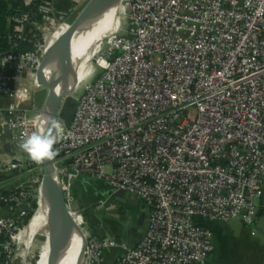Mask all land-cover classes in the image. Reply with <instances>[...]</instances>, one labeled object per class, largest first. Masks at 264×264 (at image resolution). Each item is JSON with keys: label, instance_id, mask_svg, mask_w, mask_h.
Listing matches in <instances>:
<instances>
[{"label": "built area", "instance_id": "built-area-1", "mask_svg": "<svg viewBox=\"0 0 264 264\" xmlns=\"http://www.w3.org/2000/svg\"><path fill=\"white\" fill-rule=\"evenodd\" d=\"M37 1L24 0V9ZM122 3L127 27L103 42L96 79L80 94L74 85L71 120L58 119L55 177L68 208L82 177L145 205L144 236L115 264H205L214 246L204 223L239 218L251 228L264 203V0ZM41 5L13 17V51L0 59V99L10 100L0 104V144L11 133L19 150L45 121L33 107L36 74L62 29L53 3ZM27 161L0 162V171L24 176L37 166ZM34 169L42 182V167ZM27 188L0 196L11 211L0 217L2 264L15 254ZM118 245L87 240L81 264H99Z\"/></svg>", "mask_w": 264, "mask_h": 264}, {"label": "rangeland", "instance_id": "rangeland-1", "mask_svg": "<svg viewBox=\"0 0 264 264\" xmlns=\"http://www.w3.org/2000/svg\"><path fill=\"white\" fill-rule=\"evenodd\" d=\"M90 0H73V4H71L68 10V16L73 13L79 7L87 4ZM123 1V0H122ZM74 3L76 5H74ZM120 8L124 9V3H121ZM118 20L123 25L124 28L127 27V22H124V13L118 15ZM67 28L66 19H62L58 22V27ZM119 28V27H118ZM80 38V37H79ZM106 38V37H105ZM104 38V39H105ZM103 39V40H104ZM101 40V41H103ZM101 41H96V38L93 35L81 37L77 46H76V67H77V77L76 83H81L79 94L83 92L84 87L93 82L100 70L97 68L96 60L99 56L97 51L100 47H96L98 43ZM94 52L95 58L89 67V61L91 60V56ZM89 67V75L83 78L84 72ZM41 89V88H40ZM76 95L69 92L66 93L64 96L63 104L61 107L59 118L64 120L63 116L68 119L71 114H73L74 109V98ZM44 104L41 105L40 111L43 112ZM37 110V109H36ZM71 120V119H70ZM65 121V120H64ZM68 123V122H66ZM37 166L32 168V171L21 176L18 185L21 182L27 184V187L31 189L29 191L32 192V200L28 203L24 204L25 213L28 214L32 211L33 215L31 220L20 227L21 232L27 226L29 227L30 224L33 222L34 218L41 214V204H42V187H41V179L39 173L34 169ZM80 184H82L84 190L82 196V202L87 204L89 215L91 216L90 219L86 221L87 215L84 213H78L79 216L83 220L82 223H77L82 236L85 235V228L87 230H91L92 228H96L97 230H104V223L106 221V215L109 213H114L113 217L116 220L110 219L109 221L113 223H119V227L126 228L129 225H133L135 227L140 226V220L142 218V209L143 204L139 203V205H131L130 201H134V197L129 194L124 195H113L112 190L109 189L107 184L103 181H97L91 179L89 177H82L80 180ZM15 190V189H14ZM73 190V189H72ZM104 204L101 206L100 203ZM262 207V206H261ZM258 206L256 222H258V226L254 228L255 232L251 237L250 230H253L250 227L245 226L241 219L236 218L228 223L222 222H213V223H204L205 226L211 231L212 233V243L214 246V254L217 255L220 253L223 258L224 263L228 262V258L230 255H234L236 253V244L243 243L247 239L251 238H264V205L261 208ZM11 215V211H10ZM7 217V216H6ZM86 223V224H85ZM44 227L42 232L38 233L32 240L31 244L28 247V250L25 249L24 244L22 249L19 250L17 243L15 244V254L13 255L12 260L9 264H56L55 257L52 252V237L53 233L50 229L49 223L44 222ZM82 224V225H81ZM117 225V224H115ZM40 236V237H39ZM38 240H37V239ZM112 239L111 237H108ZM22 242L24 238H22ZM241 253H242V247ZM25 253V254H24ZM51 253V255H50ZM50 255V257H49ZM53 261H51L50 259Z\"/></svg>", "mask_w": 264, "mask_h": 264}, {"label": "crops", "instance_id": "crops-1", "mask_svg": "<svg viewBox=\"0 0 264 264\" xmlns=\"http://www.w3.org/2000/svg\"><path fill=\"white\" fill-rule=\"evenodd\" d=\"M20 3L21 7L24 8V0H21ZM71 4H73V0H54L52 15L55 21L59 22L62 19L67 20V18L69 17L68 10ZM31 37H33V29L29 27L27 32V38L30 39ZM21 47L23 50L29 49L30 43L28 41H25L22 43ZM9 102L10 100L6 97H2L0 99V104L3 106H6ZM71 117L72 114L68 119L63 116L65 122H69ZM25 160L30 159L25 152L17 149L14 146L11 133H6V135L3 137L2 143L0 144V162ZM20 178V175L7 176L2 171H0V196H2L4 193H9L13 191L18 186L19 181H21ZM80 179L81 178L74 181L72 187L73 190L71 191L73 201L69 206V210L71 212L84 213L85 215H87V221L91 218V216L89 215V213H87L89 209L87 204L82 202V196L80 194L84 193V188L82 184H80ZM113 214L114 213H109L106 215L105 218L106 221H108L107 223H104V230H97L95 227L91 230H87V228L84 229V238L86 239V241L89 239H101L104 237H111L112 239L116 240V242L119 244L118 247L106 251L100 258L99 264H115L117 259L127 249H132L137 246V244L144 236L147 228L149 212L145 208L142 209V218L140 220L139 227H135L133 225H129L126 228L119 227V223H113L109 221L110 219L116 220L112 218L114 216ZM9 215L10 208L0 202V217H6ZM76 220L77 223L80 222L83 224V220L81 217L76 218ZM257 226L258 222H256L255 225L251 227L253 229L250 230L251 237H255V235H253L255 232L253 231L254 228ZM240 247H242V253ZM236 249L240 250H235L236 253L234 255L229 256L228 262L226 264H264V238H251L247 239L243 243L239 242L238 244H236ZM221 256L222 255L220 253L215 255L213 252L205 264H225ZM0 264L2 263L0 262Z\"/></svg>", "mask_w": 264, "mask_h": 264}, {"label": "water", "instance_id": "water-1", "mask_svg": "<svg viewBox=\"0 0 264 264\" xmlns=\"http://www.w3.org/2000/svg\"><path fill=\"white\" fill-rule=\"evenodd\" d=\"M113 1L114 0H90L87 4L73 11L66 20L67 30L45 53L36 74L37 82L41 89L35 94L33 105L34 109L40 110L41 105L44 104L42 113L45 117V121L39 129H46L51 119H59L64 96L66 94H61L55 81L47 76V68L62 60L65 61L67 68L72 70L70 50L76 32L91 19L93 14L102 12ZM74 5L76 4L74 3ZM70 92L73 93L72 91ZM40 164L42 167V192L44 191L47 193L51 209L58 219L53 231L52 252L56 264H60L63 254L70 244L75 223L65 200L62 188L56 180L53 160H42ZM121 195H124V193H121ZM139 203L140 201L138 199L130 201L131 205L137 206ZM83 242L82 257L86 245V239L84 237Z\"/></svg>", "mask_w": 264, "mask_h": 264}, {"label": "bare ground", "instance_id": "bare-ground-1", "mask_svg": "<svg viewBox=\"0 0 264 264\" xmlns=\"http://www.w3.org/2000/svg\"><path fill=\"white\" fill-rule=\"evenodd\" d=\"M122 0H114L106 9L102 12H97L93 14L91 19L82 26L75 34L70 50V63L72 65V70L68 69L65 61H58L56 64H53L47 68V76L50 77L51 80L55 81L58 90L61 94L68 93L74 89V85L76 84L77 77V61H76V46L81 37L93 35L96 38V41H101L105 37L103 41L97 44L96 47L102 46L103 42L106 39H109L113 35H115L120 27L121 23L118 20L119 11L120 14L123 13V8H120ZM119 27V28H118ZM67 30V28L63 27L61 30L57 32L54 37V42ZM80 37V38H79ZM53 42V43H54ZM97 51L99 53L100 51ZM95 55L94 52L91 56V60L89 61V67L91 66L92 61L94 60ZM89 67L84 72L83 78L89 75ZM44 120V119H43ZM41 214L34 218L33 222L29 227H25L24 230L19 234L16 239L17 246L22 249L24 247L28 250V247L31 244V240L38 235V233L42 232L44 226V222L49 223L50 229L53 233L54 227L57 224V217L54 215L48 195L43 191L42 193V204H41ZM75 227L71 237V241L67 249L63 254V258L60 264H81L82 261V249H83V237L80 233V230L77 225V220L74 219ZM40 237V236H39ZM22 238L24 241L22 242ZM37 239V238H36ZM38 240V239H37ZM25 254V253H24Z\"/></svg>", "mask_w": 264, "mask_h": 264}, {"label": "trees", "instance_id": "trees-1", "mask_svg": "<svg viewBox=\"0 0 264 264\" xmlns=\"http://www.w3.org/2000/svg\"><path fill=\"white\" fill-rule=\"evenodd\" d=\"M45 0L37 1L34 5L28 9L21 7V0H0V59L13 51V34H14V22L13 17L19 14L31 13L36 14L37 10L42 6L41 2ZM54 3V0H48ZM28 162L27 160H25ZM36 163V162H35ZM37 166L41 167L40 162L36 163ZM31 188L28 187L27 190ZM13 192L4 193L3 196H9ZM142 203V202H140ZM143 204V203H142ZM146 209L143 204V209ZM33 212L30 211L23 219L21 227L26 225L32 218Z\"/></svg>", "mask_w": 264, "mask_h": 264}, {"label": "clouds", "instance_id": "clouds-1", "mask_svg": "<svg viewBox=\"0 0 264 264\" xmlns=\"http://www.w3.org/2000/svg\"><path fill=\"white\" fill-rule=\"evenodd\" d=\"M62 131V124L56 119H51L46 129H38L25 138L18 146L33 162L53 160L57 155L54 145Z\"/></svg>", "mask_w": 264, "mask_h": 264}]
</instances>
